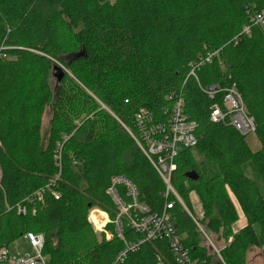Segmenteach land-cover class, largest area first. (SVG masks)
Wrapping results in <instances>:
<instances>
[{"label":"trees","instance_id":"trees-1","mask_svg":"<svg viewBox=\"0 0 264 264\" xmlns=\"http://www.w3.org/2000/svg\"><path fill=\"white\" fill-rule=\"evenodd\" d=\"M247 5L262 10L264 0H0V248L31 232L44 236L48 264H112L125 244L112 224L106 230L114 237L98 242L89 212L97 207L116 218L107 191L111 178L124 176L151 213L174 203L170 219L193 258L247 264L250 248L264 246V197L244 170L252 163L264 183V26L252 25ZM215 52L196 71L198 80L191 77V64ZM56 65L72 76L55 78L53 87ZM213 85L219 91L210 99L203 90ZM232 87L255 121L257 152L248 135L209 119ZM180 98L198 124V144L178 147L171 179L185 207L166 196V184L130 133L138 137L135 116L142 109L167 124ZM195 153L219 175H209ZM192 192L202 220L191 211ZM233 199L246 218L239 232ZM18 206L27 214L18 215ZM203 234L215 239L219 254L203 246ZM124 236L130 243L142 237L127 226ZM168 246L163 238L148 241L123 264L160 258L174 264Z\"/></svg>","mask_w":264,"mask_h":264},{"label":"built area","instance_id":"built-area-1","mask_svg":"<svg viewBox=\"0 0 264 264\" xmlns=\"http://www.w3.org/2000/svg\"><path fill=\"white\" fill-rule=\"evenodd\" d=\"M246 10L252 25L264 26V8L254 11V5H247ZM250 30L251 25L245 26L243 33L250 34ZM216 55L217 52L209 53L198 62L191 64L190 76L198 80L196 71L202 64L211 63ZM218 89L217 85H213L203 91L210 99H214L219 91ZM184 107V99L180 98L170 113V119L167 124L154 121V117L148 109H142L135 116V127L138 131V137L130 131L131 136L135 138L137 144L166 184V196L170 193L173 194L183 206V202L176 192L173 191L174 189L171 185L172 174L177 169L175 159L178 156V147L189 149L196 147L198 144L196 136L198 124L185 115ZM209 119L214 124L232 125L243 135L254 133L256 129L255 121L247 115L241 95L235 87L226 90L223 108L219 105L212 107ZM57 159L60 160V156ZM111 179V185L107 194L117 208V214L116 218L111 220L109 215L104 212L107 215V221L100 229L105 231L106 240L109 241L114 235L112 232L106 230V226L107 224H112L116 233L115 235L125 244L124 250L116 257L112 264L125 263L127 255L130 252H136L138 247L148 241L162 238L169 242L168 247L171 251L174 264H202L198 259L193 258L190 251L184 247L176 228L172 224L169 210L173 208L174 203L165 204L164 210L161 213H151L147 206L138 203L137 187L128 178L114 176ZM1 180L2 172L0 168V182ZM54 185L55 180H51L46 189L51 190ZM42 192H44V189L40 190L37 195H41ZM52 195L56 200L60 198V195L56 191ZM26 209L25 206H18V215H26ZM97 215L99 216V214ZM99 219L100 221L102 220L100 217ZM89 222L98 228L90 218ZM125 226L131 228L137 234H141L142 237L137 242H127L124 236ZM201 231L203 232L202 229ZM43 237L42 234L26 233L23 238L27 240L32 251L23 256L12 255L8 250L9 246L0 248V264H47V258L42 252L45 245V238ZM215 252L219 254L217 249H215ZM157 262L158 264H165L161 258Z\"/></svg>","mask_w":264,"mask_h":264},{"label":"rangeland","instance_id":"rangeland-1","mask_svg":"<svg viewBox=\"0 0 264 264\" xmlns=\"http://www.w3.org/2000/svg\"><path fill=\"white\" fill-rule=\"evenodd\" d=\"M111 1H115V0H111ZM64 58H65V61L69 63V60H68L69 58L67 56ZM68 74L70 76H72V74L70 72H68ZM53 78L54 79H51L50 82H51L52 86L55 87L56 86V79H55V77H53ZM50 109H51L50 107L46 109V112H45L44 118H43V124H41L44 140H45V138H47V134H48L49 129H50V121H51V115H52ZM246 141H247L249 147L251 148V150L253 152H257L261 148L260 141L257 139V137L254 133L248 134V136L246 137ZM194 155H195L196 161L199 164H201V163L206 164L209 175H212V176L219 175V169L217 166H215L213 163H207L205 161V158L203 156H200L197 153H195ZM244 170H245V174L260 187V189L262 191V195L264 197V183H263V180L260 177V175L257 173V170L255 169L254 165L252 163H248L244 166ZM190 201H191V211L193 213V216H195V218H197L198 220H202L204 212H203L201 201H200L199 196L196 192L191 193ZM233 202H234V204L237 208V211L239 213V216H240L238 223L234 226V232H236V231L239 232L241 230V228L246 224V218L241 213L235 199H233ZM186 210H187V208H186ZM103 212L104 211H102L101 209H99L97 207L92 208L89 212L91 220L98 227V228H96L92 224V226L94 228L96 240L98 242H101L103 239L106 240L105 231H102L100 229L106 222V217L102 216ZM97 214H99V216ZM99 217L102 218L101 221H100ZM199 230H201V229L199 228ZM203 236H204L202 238L203 239L202 240L203 246L207 247L211 254L216 253L215 247L219 248V245L215 242V239L212 238V241H211L210 239L208 240V238L205 236V234H203ZM231 241H232V237H230V239H229V242H231ZM212 242H214V243H212ZM262 242H264V240ZM8 250L14 256H23L25 254L31 253V251H32L31 247L29 246V243L23 237L16 240L13 243H11L10 246L8 247ZM263 258H264V246L263 245L257 246V247L254 246V247H251L249 252L247 253L246 262H247V264H262ZM47 264H48V259H47Z\"/></svg>","mask_w":264,"mask_h":264},{"label":"water","instance_id":"water-1","mask_svg":"<svg viewBox=\"0 0 264 264\" xmlns=\"http://www.w3.org/2000/svg\"><path fill=\"white\" fill-rule=\"evenodd\" d=\"M65 73H68L63 67L56 65L54 67L53 76L58 80H62Z\"/></svg>","mask_w":264,"mask_h":264},{"label":"bare ground","instance_id":"bare-ground-1","mask_svg":"<svg viewBox=\"0 0 264 264\" xmlns=\"http://www.w3.org/2000/svg\"><path fill=\"white\" fill-rule=\"evenodd\" d=\"M102 216H105L106 217V221H107V215L104 212L102 213Z\"/></svg>","mask_w":264,"mask_h":264},{"label":"crops","instance_id":"crops-1","mask_svg":"<svg viewBox=\"0 0 264 264\" xmlns=\"http://www.w3.org/2000/svg\"><path fill=\"white\" fill-rule=\"evenodd\" d=\"M240 211H241V210H240ZM241 213H242V212H241ZM238 214H239V213H238ZM243 216H244V215H243ZM90 219H91V218H90ZM239 219H240V216H239ZM244 226H245V225H244ZM244 226H243V227H244Z\"/></svg>","mask_w":264,"mask_h":264}]
</instances>
